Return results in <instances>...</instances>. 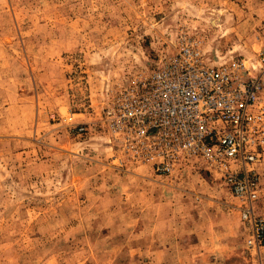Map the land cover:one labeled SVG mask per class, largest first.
<instances>
[{"label":"rangeland","instance_id":"rangeland-1","mask_svg":"<svg viewBox=\"0 0 264 264\" xmlns=\"http://www.w3.org/2000/svg\"><path fill=\"white\" fill-rule=\"evenodd\" d=\"M182 35L259 74L264 106V0H0V264H264L202 160L157 174L103 121ZM254 168L264 222V148Z\"/></svg>","mask_w":264,"mask_h":264},{"label":"built area","instance_id":"built-area-1","mask_svg":"<svg viewBox=\"0 0 264 264\" xmlns=\"http://www.w3.org/2000/svg\"><path fill=\"white\" fill-rule=\"evenodd\" d=\"M199 44L182 35L153 70L118 85L103 121L125 158L157 174L182 159L202 160L235 199L245 243L254 247L264 230L254 168L264 148L263 83L242 60L209 59Z\"/></svg>","mask_w":264,"mask_h":264}]
</instances>
